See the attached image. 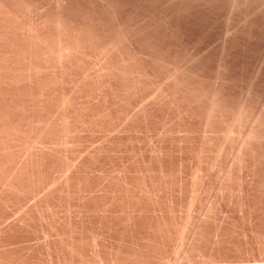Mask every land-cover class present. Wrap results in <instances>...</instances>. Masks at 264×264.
Instances as JSON below:
<instances>
[{
	"label": "rangeland",
	"instance_id": "rangeland-1",
	"mask_svg": "<svg viewBox=\"0 0 264 264\" xmlns=\"http://www.w3.org/2000/svg\"><path fill=\"white\" fill-rule=\"evenodd\" d=\"M20 1H2V4L6 5L5 7L10 8L8 10L15 13L12 15L13 17L15 15L13 19H16V21L14 20L17 24L16 32H23V34L26 30L30 32L28 30L30 27L34 26L35 28L37 24L36 28H39V24L42 31L44 30V38L47 42V37L51 40L54 38V30H50L54 28L52 21L55 19L54 25H57L55 24L56 18L64 16L65 18L60 19L64 20L67 26L70 21L73 24L70 23L69 26L76 24L74 26L78 25L79 27L83 24L84 27L87 24L83 30L79 28L85 32V36H81L84 38L89 36V38L85 42V39L83 40V37L80 36L82 43H86L85 49H87L83 58L84 55L79 54L78 51L76 57L75 52L74 56L72 55L76 59L70 57L69 62L66 60L67 63L62 60L58 62L56 54L52 56V59L54 58L59 65L54 60V63L52 62L54 67L48 68L47 72L49 71V76L53 73L52 77L56 79L54 81L59 86L53 84L51 76L52 80L48 81L47 72L44 69L43 74L46 73L45 79L48 80H45L44 77H38L40 78L38 79L36 76H41L43 71L39 72L36 67L35 70L22 66L26 65V60H22V65L21 62L17 64L24 68L25 74L33 69L30 72L37 79L36 82H31L35 78L31 79L32 75L29 76L30 73H28V81L27 79L26 82L23 81L26 77H20L23 78L21 81L25 84H22L19 78H14V80L12 78L14 83H8H12V87L11 85L7 86V83L6 87L4 84L0 86L3 94L1 95L0 92V113L7 110L9 105V112H4L6 115L8 114V117L5 114V118L3 115V119L0 117L2 119L0 127L4 128L0 134L4 136H0V147H2V150L0 148V165L2 166H0V264H193V262L194 264H257L256 262L264 264V172H261L264 171V164L259 169L260 177L255 178L252 182L254 184L246 182L240 175L230 174L233 159L241 144L243 145L249 139H251L249 141H253L248 133H251L250 130L252 131L254 128L256 116H261L264 119V114H262L264 113L262 110L264 108V75H262L264 74V64L262 65L264 62V13L262 14L255 5L256 2L251 4L253 8L256 6L254 9L252 7L247 10L241 8L242 11H239L237 8V12H234V9L232 12L229 10L228 1H222V4L219 3L214 8L219 12L213 11V9L205 12L193 11L189 15H182V17L176 15L171 18L161 12H156V15L151 14L152 16L150 13L147 15V12L153 7L155 8V3L151 4L145 0H143L144 2L142 0H57L58 2L45 0L46 3L44 0H41L42 2L26 0V3L24 0ZM112 2L114 6L119 4V7H115L118 8L116 9L118 13L114 12L113 14L112 10H115L112 9ZM22 4H25L26 8ZM224 4H227V7ZM160 5L157 4L153 10L164 9L165 5ZM57 6L59 7L57 8ZM138 6L140 7L138 8ZM11 7L13 8L11 9ZM132 7L135 10L130 11ZM224 7L226 8L224 9ZM30 8L34 11H30ZM248 9L251 10L250 13H247ZM256 10L257 14L254 15ZM136 11L139 14L144 13L143 18L141 15L137 16L139 14H136ZM244 12L251 14V17L246 14L244 18ZM76 13H79V16ZM241 13L242 15H240ZM31 14H33V20ZM40 16H42L41 19H39ZM91 17L93 18L91 19ZM248 17L256 22L246 19ZM145 20L147 21L145 22ZM7 21H5L6 24L14 23H12L13 20L10 22V19ZM233 21L236 25L233 24ZM49 22L52 27L49 26ZM228 22H230L229 25ZM258 22L259 25L261 22L263 25L259 26ZM91 23L95 32L92 30ZM243 23H246L245 27ZM43 24L45 28H43ZM108 24L109 26H107ZM127 24L126 31H128L126 33L129 36L127 45L124 44L125 47L122 45L120 47L118 46L119 42H117L118 47L112 45L111 42L115 44V40L119 41V35H122L120 30L117 32L118 29L121 28L122 31L127 27ZM136 25H139L138 29H134ZM234 25L240 26V28L237 27L236 30ZM253 25L258 26L257 29ZM152 27L154 28L152 29ZM250 27L253 28L250 29ZM13 29L15 30V28ZM84 29L88 32L87 37ZM129 29L133 31L131 32ZM67 32L70 33L69 30H66L64 37L71 42L76 35ZM91 32H94L93 35ZM100 32L104 36L102 39V41L105 40L104 46L103 43H100L102 37H99L100 40L97 38L101 36ZM49 34H53V38L48 36ZM177 36L178 38H176ZM250 36L252 37L249 38ZM3 37L0 34L2 40L5 39ZM108 37L111 42H108ZM92 38L98 39L99 42ZM89 39L94 46L88 43ZM52 41L50 45H53ZM94 41L103 47H99V49V44L97 43L98 46H95ZM0 42L4 43V41ZM48 42L46 45L49 44ZM109 43L112 45L110 46L111 51L114 49L112 52L108 49L110 48ZM161 44H165L164 47ZM113 46L115 47L113 48ZM52 47L49 46V48ZM106 47H108V51L105 52L107 54V56L105 54L107 57L105 60L98 54L102 52L101 49L105 51ZM222 47L225 48L222 49ZM235 47L236 49H234ZM193 48H196L195 51ZM78 54L81 55L79 61L77 60ZM255 54L258 56L256 57ZM120 55L123 57L126 55V57L123 58ZM224 61L226 62L224 63ZM55 62L58 67L55 66ZM60 62H65L64 68ZM135 65L136 68H133ZM51 68L52 70H50ZM58 69H62V71ZM125 69H128L129 73ZM258 70L261 72L258 73ZM50 71H52L51 74H49ZM179 71L180 73H178ZM54 73L58 75L54 76ZM142 74L143 76H141ZM138 75L140 76L137 77ZM184 77L186 78L184 79ZM42 78L44 85L43 80L41 81ZM15 79L20 82L18 83ZM29 81L32 86L36 84L33 86L35 90L41 86L43 88L39 87V89H44V91L47 81L48 84L53 82L48 85L51 89L46 87L48 90L46 97L49 99L52 95L50 97L52 99L48 100L45 97L48 100L46 103V100L43 99L46 94L39 96V92L38 96L41 98L35 99L33 102L36 103L40 99L45 101H40L43 104L37 102V105L41 104V107H37L31 102L25 108L27 111H23V108L14 110L9 99L16 95L18 96L15 98L29 93L30 91L28 92V88H26L31 86L27 83ZM41 82L43 86L40 85ZM253 82L256 84H252ZM20 83L26 90H21ZM249 84L253 86L251 85L250 88ZM16 85H19L20 88ZM216 85L218 87H215ZM7 88L8 90H6ZM20 92L22 93L19 96ZM64 94L70 96L71 104L68 112L71 118H74L70 123V129L68 128L66 132L57 123L54 116L60 109L59 100L62 96L64 97ZM218 95L220 97H217ZM212 99L217 102L222 100L221 104L224 110L226 109L224 114H221L222 116L219 114L218 116L216 113L213 116V112L209 110L211 109L209 102L212 104ZM244 99H247V102L243 101ZM10 108L13 109L10 110ZM12 111L16 113L14 114ZM26 113L29 115L27 114V116ZM33 113L35 115L32 116ZM38 116L43 119L47 117L49 119L47 121L53 123L40 132L38 122L32 119H36ZM50 118L52 119L50 120ZM53 118L56 120L54 121ZM76 119L80 123H77ZM6 122L9 124L7 125ZM259 127H261L262 138L256 136L254 139L258 140V144L261 143L264 146V136L262 135L264 126ZM16 128L21 129L18 131ZM42 133L45 135L43 136ZM39 135L43 140L36 142L34 139ZM261 144L257 145L258 148L255 149L256 155L250 151V159L256 157V160L260 158L261 161H264V155H262L264 147ZM15 145L16 147H14ZM33 145L35 146L33 147ZM2 152L5 154L3 153V155ZM18 153L21 154L18 155ZM16 168L21 169H17L15 172ZM14 172L16 179L12 177ZM10 178L12 181H7ZM244 182L250 183L249 186ZM248 189L250 190L247 191ZM244 192H247L248 195L243 194ZM240 193L243 196L246 195V198L241 197ZM244 201H247L246 204Z\"/></svg>",
	"mask_w": 264,
	"mask_h": 264
},
{
	"label": "bare ground",
	"instance_id": "bare-ground-1",
	"mask_svg": "<svg viewBox=\"0 0 264 264\" xmlns=\"http://www.w3.org/2000/svg\"><path fill=\"white\" fill-rule=\"evenodd\" d=\"M2 1H4V0H0V34H2L4 37L3 38H5V39H3L2 40V38H0V41H4V43L3 42H0V46H1V44H3L2 46H1V48H0V86L1 85H3L4 84V87H6L5 85H6V83H7V86L8 85H11V84H8L9 82H13V80H14V78H19V80L21 81L23 78H20V77H26L25 78V80L23 79V81H25L26 82V79H27V81H28V75L30 76V75H32L31 74V70H33V69H35V67H36V69H38L39 70V72H41V71H43V72H41V76H36L37 78L38 77H44V79H45V74H43L44 73V70H45V72H47V70H48V68H50V67H54L53 65V63H54V58L52 59V56L54 55V54H56V59L58 60V62H59V60L61 61L62 60V62L63 61H65L66 62V60H68V62H69V60L71 59V58H74V57H72V55L74 56V52H75V57L77 56V54L76 53H78V52H80L79 54H81V55H84V56H82V58L83 57H85V53H87V52H85L87 49H85L86 48V43L84 44V42L82 43V38H80V36L81 35H84V33L85 32H83L82 30H83V28L87 25H85L84 27H83V24H82V26H79L78 27V25H77V27H75L76 26V24H74L73 26L71 25V26H69L70 25V23H72L73 24V22H71L70 21V23H69V27L65 24V21L64 20H62V19H60V18H63L64 16H60V18H58L57 17V15H60V14H58V13H56L57 15H56V23L55 24H57V25H54V21H55V19H54V21H52V25H53V27L54 28H52V29H50V27H49V29L50 30H54V35L53 34H49L48 36H51L52 37V35H53V41L49 38V37H47V39L49 40L50 39V43L48 42V40H47V42L49 43L48 45L50 46V47H52V48H49V46L48 45H46L47 44V42L45 41L46 39L44 38L45 36H44V30L42 31V29L40 28V25L38 24V26H39V28H36L37 26V24L35 25V28H34V26H32V27H30L28 30H30V32L29 31H27L26 29V31H24V34H23V32L22 33H18V31L16 32V30H17V24H16V19H13V18H15V15H14V17H13V13L10 11V10H8V8L9 7H5L6 5H4V4H2ZM14 1H16L17 2V0H14ZM34 1V0H33ZM37 1V0H36ZM39 1H41V0H39ZM63 1V0H62ZM71 1V0H70ZM90 1V0H89ZM101 1V0H100ZM119 1V0H118ZM118 1H116V2H118ZM121 1V0H120ZM127 1V0H126ZM136 1V0H135ZM143 1V0H142ZM150 2L151 4H153V3H155L154 5H155V8L157 7L156 5L158 4V6L161 4V5H165L164 6V9H162L161 8V10H153V8L151 7V4H150V7L152 8V10H150L149 12H147V13H145V14H147V15H149V13H150V15L151 14H154V15H156L155 13L156 12H161V13H164V14H166V16H170L171 18L173 17V16H176V15H178V16H181L182 17V15H189V13H191V12H193V11H196V12H198V11H208V10H212L213 9V11H216L214 8L219 4V3H221L222 4V1H228V6L230 7L229 8V10H233L234 9V12H237L238 11V9H239V11H242L241 10V8L242 9H246L247 10V8H249L250 9V7H252V5L256 2V4L255 5H257V7L260 9V11L262 12V14L264 13V0H145V2ZM5 2H6V0H5ZM9 2V1H8ZM15 2V3H16ZM20 2H22V0L20 1ZM24 2L26 3V0H24ZM31 2V1H30ZM42 2V1H41ZM41 2H39V3H41ZM44 2L46 3V1L44 0ZM49 2V1H48ZM56 2H58L57 0H56ZM106 2V1H105ZM109 2V1H108ZM140 2V1H139ZM144 2V1H143ZM18 3H19V1H18ZM61 3V2H60ZM59 3V4H60ZM64 3H65V1H64ZM87 3H89V2H87ZM103 3V2H102ZM137 3V2H136ZM157 3V4H156ZM227 3V2H226ZM253 3V4H252ZM7 4V3H6ZM14 4V3H13ZM67 4V3H66ZM70 4H72V3H70ZM83 4V3H82ZM108 4V3H107ZM112 5H113V2L111 3ZM145 4V3H144ZM149 4V3H148ZM252 4V5H251ZM22 5H24L25 6V4H22ZM64 5V4H63ZM62 5V6H63ZM119 5V4H118ZM118 5H116L117 7H119ZM123 5V4H122ZM126 5V4H125ZM136 5V4H135ZM140 5V4H139ZM160 5V6H161ZM225 5V4H224ZM227 5V4H226ZM225 5V6H226ZM254 5V6H255ZM10 6V5H9ZM35 6V5H34ZM39 6V5H38ZM67 6V5H66ZM79 6V5H78ZM101 6V5H100ZM108 6V5H107ZM110 6V5H109ZM114 6V5H113ZM112 6V9L114 8V10L115 11H113L112 9V12H113V14H114V12L115 13H118L117 11H116V9H118V8H115L116 6H114L113 7ZM144 6V5H143ZM167 6V7H166ZM16 7V6H15ZM29 7H30V5H29ZM28 6H27V8H29ZM49 7V6H48ZM59 6H57V8H58ZM68 7V6H67ZM140 6H138V8H139ZM147 7H148V5H147ZM166 7V8H165ZM227 7V6H226ZM226 7H224V9L226 8ZM256 7V6H255ZM254 7V8H255ZM13 7H11V9H12ZM19 8V7H18ZM25 8H26V6H25ZM35 8V7H34ZM37 8H39V7H37ZM42 8V7H41ZM62 8V7H61ZM64 8V7H63ZM86 8V7H85ZM154 8V9H155ZM238 8V9H237ZM253 8V7H252ZM253 8V9H254ZM10 9V8H9ZM31 9V8H30ZM64 9H66V8H64ZM69 9V8H68ZM71 9V8H70ZM78 9V8H77ZM83 9V8H82ZM94 9V8H93ZM98 9V8H97ZM96 9V10H97ZM105 9V8H104ZM108 9V8H107ZM128 9V8H127ZM133 9V7L130 9V11ZM137 9V8H136ZM143 9L145 10V7H143ZM160 9V8H159ZM219 9V8H218ZM236 9V10H235ZM248 9V11H247V13L249 12V11H251V10H249ZM252 9V10H253ZM16 10H17V8H16ZM27 10H29V9H27ZM27 10H26V12H27ZM36 10V9H35ZM58 10V9H57ZM61 10V9H60ZM86 10V9H85ZM129 10V9H128ZM133 10H135V9H133ZM220 10V9H219ZM228 10V11H229ZM258 10V9H257ZM257 10L256 11H254V12H256V13H254V15L255 14H257ZM13 11H15V10H13ZM30 11H34V10H30ZM30 11H28V12H30ZM47 11V10H46ZM104 11V10H103ZM108 11V10H107ZM121 11V10H120ZM124 11H126V10H124ZM139 11V10H138ZM146 11H148V10H146ZM218 11V10H217ZM230 11V13H232ZM245 11V10H244ZM259 11V10H258ZM259 11V12H260ZM20 12V11H19ZM42 12H44L43 10H42ZM88 12V11H87ZM90 12V11H89ZM106 12V11H105ZM123 12V11H122ZM121 12V13H122ZM134 12V11H133ZM139 12H141V11H139ZM139 12H137L136 11V14H139ZM219 12V11H218ZM246 12V11H245ZM245 12H244V18L246 17V14H245ZM258 12V13H259ZM22 13V12H21ZM73 13H74V11H73ZM73 13H72V15H73ZM93 13V12H92ZM128 13V12H127ZM209 13V12H208ZM214 13V12H213ZM216 13V12H215ZM223 13V12H222ZM240 13V12H239ZM243 13V12H242ZM242 13L240 14V15H242ZM250 13V12H249ZM15 14V13H14ZM52 14V13H51ZM54 14V13H53ZM70 14V13H69ZM77 14V13H76ZM79 14V13H78ZM77 14V16H79ZM83 14V13H82ZM94 14V13H93ZM107 14H109L108 12H107ZM130 14H132V12H130ZM163 14V15H164ZM180 14V15H179ZM199 14H201V13H199ZM207 14V13H206ZM210 14V13H209ZM221 14V13H220ZM228 14V13H227ZM235 14V13H234ZM33 14H31V16H32ZM40 15H41V13H40ZM92 15V14H91ZM103 15V14H102ZM106 15V14H105ZM112 15V14H111ZM118 15V14H117ZM124 15H125V12H124ZM126 15H128V14H126ZM141 15V17H142V15H144V13L143 14H139V15H137V16H140ZM146 15V16H147ZM213 15V14H212ZM230 15V17H232L231 16V14H229ZM247 15H249V14H247ZM251 15V14H250ZM249 15V16H250ZM253 15V16H254ZM16 16H17V14H16ZM20 16V15H19ZM116 16V15H115ZM152 16V15H151ZM150 16V17H151ZM165 16V17H166ZM177 16V17H178ZM217 16V15H216ZM242 16V17H243ZM252 16V18H254ZM12 17V18H11ZM41 17L42 16H40V18L39 19H41ZM47 17V16H46ZM53 17V16H52ZM90 17V16H89ZM94 17V16H93ZM93 17H91V19L93 18ZM109 18H110V16H108ZM107 17V18H108ZM113 17V16H112ZM117 17V16H116ZM159 17H160V15H159ZM161 17H163V16H161ZM177 17H176V19H177ZM190 17H191V15H190ZM208 17V16H207ZM219 17V16H218ZM228 17V16H227ZM229 17V18H230ZM251 17V16H250ZM260 17V16H259ZM55 18V17H54ZM65 18V17H64ZM71 18V17H70ZM77 18V17H76ZM118 18V17H117ZM116 18V19H117ZM128 18V17H127ZM132 18V17H131ZM130 18V19H131ZM143 18V17H142ZM200 18V17H199ZM198 18V19H199ZM229 18H228V21H230L229 20ZM236 18V17H235ZM241 18V17H240ZM257 18V17H256ZM262 18H263V16H262ZM7 19L9 20L10 19V22L12 21V25L14 26L15 24V27H12V25H10V24H6V22H8L7 21ZM59 19V20H58ZM90 19V18H89ZM100 20H101V18H99ZM111 19V18H110ZM137 19V18H136ZM141 19V18H140ZM151 19V18H150ZM169 19V18H168ZM194 19V18H193ZM202 19V18H201ZM205 19V18H204ZM234 19V18H233ZM237 19V18H236ZM239 19V18H238ZM246 19H250L249 17L248 18H246ZM3 20V22H1ZM15 20V21H14ZM32 20H33V16H32ZM34 20H35V18H34ZM44 20H45V18H44ZM58 20V21H57ZM84 20V19H83ZM99 20V21H100ZM111 20H113V18L111 19ZM156 20V19H155ZM172 20V19H171ZM179 20V19H178ZM177 20V21H178ZM251 20H253V21H255L256 22V20H254V19H250V21ZM6 21V22H5ZM43 21V20H42ZM89 21V20H88ZM87 21V22H88ZM117 21V20H116ZM133 21V20H132ZM137 21V20H136ZM147 20H145V22H146ZM170 21V20H169ZM187 21V20H186ZM190 21V20H189ZM231 21H232V19H231ZM244 21H245V19H244ZM250 21H249V23H250ZM9 22V23H10ZM33 22V21H32ZM85 22V21H84ZM148 22H149V18H148ZM151 22V21H150ZM159 22V21H158ZM263 22H264V20H263ZM46 23H47V21H46ZM51 22H49V24H50ZM67 23V22H66ZM100 23V22H99ZM114 23V22H113ZM117 24H118V22H116ZM115 23V24H116ZM143 23V22H142ZM165 23H167V22H165ZM178 23V22H177ZM180 23V22H179ZM186 23V22H185ZM198 23V22H197ZM201 23V22H200ZM206 23V22H205ZM229 23L230 22H228V25H229ZM235 22L233 21V24H234ZM238 23V22H237ZM252 23V22H251ZM254 23V22H253ZM48 24V25H49ZM68 24V23H67ZM79 24H81V23H79ZM103 24V23H102ZM204 24V23H203ZM208 24V23H207ZM219 24V23H218ZM245 24L246 23H243V25H244V27H245ZM258 25H259V22L257 23ZM256 24V25H257ZM261 24H262V22H261ZM260 24V25H261ZM44 25V24H43ZM43 25H41L42 27H43ZM52 25L50 24L49 26H51L52 27ZM131 25V24H130ZM133 25H135L134 24V22H133ZM140 25H142V24H140ZM144 25V24H143ZM142 25V26H143ZM158 25V24H157ZM157 25H156V27H157ZM173 25V24H172ZM180 25V24H179ZM189 25V24H188ZM227 25V26H228ZM235 25H236V23H235ZM234 25V26H235ZM247 25H248V23H247ZM250 25H252V24H250ZM249 25V26H250ZM259 25V26H260ZM263 25V24H262ZM29 26V25H28ZM91 26L93 27V25H92V23H91ZM90 26V28H92ZM95 26V25H94ZM107 26H109V24L107 25ZM122 26H123V24H122ZM125 26V25H124ZM137 26H139V25H136V27H134V29L135 28H137ZM141 26V27H142ZM164 26V25H163ZM171 26V25H170ZM181 26V25H180ZM195 26V25H194ZM214 26V25H213ZM216 26V25H215ZM232 26V25H231ZM240 26H242L241 24H240ZM240 26H237L238 28H240ZM249 26H248V28H249ZM253 26H255V25H253ZM106 27V26H105ZM116 27V26H115ZM120 27V26H119ZM161 27V26H160ZM182 27H184V26H182ZM216 27H218V25L216 26ZM230 27V26H229ZM236 27V26H235ZM237 27L235 28L236 30H237ZM258 27V26H257ZM257 27L255 26V28L257 29ZM263 27H264V25H263ZM13 28H15V30L13 29ZM31 28L33 29L32 31H31ZM43 28H45V25H44V27ZM47 28V27H46ZM88 28H89V26H88ZM87 28V29H88ZM108 28V27H107ZM106 28V29H107ZM128 28V24H127V27H125V28H123L122 29V31H121V28H119L118 29V31L117 32H119V30H120V32H122V35L120 34L119 35V38L120 39H118L119 41H116L115 40V44H113L110 40H109V38L111 37H108L107 39H108V42L110 41L111 42V44L112 45H115V46H117V42H119L118 44V46H120L121 47V45H122V47H125L124 46V44H126L127 43V39H128V35H127V31H126V29ZM139 28V27H138ZM137 28V29H138ZM154 27H152V29H153ZM167 28V27H166ZM226 28V27H225ZM253 27H250V29H252ZM22 29V28H21ZM147 29V28H146ZM168 29V28H167ZM200 29V28H199ZM212 29V28H211ZM227 29H229V28H227ZM227 29H226V32H227ZM263 29V28H262ZM49 30V31H50ZM66 30H69V32L70 33H68V34H74V36L76 35V37L75 38H73L72 40H71V42L68 40H66V38L64 37V33L66 32ZM90 30V29H89ZM94 32H95V30H94V27H93V29H92ZM91 30V31H92ZM117 30V29H116ZM129 30H131V29H129ZM186 30V29H185ZM193 30V29H192ZM255 30V29H254ZM261 30V29H260ZM47 31V30H46ZM84 31H86V37L88 36L87 34H88V32H87V30L86 29H84ZM97 31H98V29H97ZM103 31V30H102ZM133 30H131V32H132ZM150 31V30H149ZM166 31V30H165ZM202 31H204V30H202ZM212 31H214V30H212ZM212 31H211V33H212ZM216 31V30H215ZM218 31V30H217ZM221 31V30H220ZM233 31V30H232ZM243 31H244V29H243ZM246 31V30H245ZM251 31V30H250ZM249 31V32H250ZM256 31H258V30H256ZM25 32H26V34H25ZM94 32H91L92 34L91 35H93V33ZM116 32V33H117ZM130 32V31H129ZM148 32V31H147ZM169 32H170V30H169ZM177 33H178V31H176ZM196 32V31H195ZM260 32V31H259ZM28 33H29V35H28ZM109 33V32H108ZM214 33V32H213ZM234 33L236 34V32L234 31ZM239 33V32H238ZM237 33V34H238ZM241 33V32H240ZM253 33H255V32H253ZM22 34V36H19V35H21ZM89 34H90V31H89ZM114 34V33H113ZM129 34V33H128ZM136 34V33H135ZM146 34V33H145ZM201 34V33H200ZM203 34H205V33H203ZM207 34V33H206ZM230 34H231V32H230ZM234 34V35H235ZM246 34H248V33H246ZM245 34V35H246ZM45 35H47V34H45ZM66 35V34H65ZM100 35H101V32H100ZM105 35V34H104ZM107 35V34H106ZM109 35H110V33H109ZM139 35V34H138ZM171 35H173V34H171ZM175 35H177V34H175ZM193 35H195V34H193ZM192 35V36H193ZM240 36H242V34H239ZM238 35V36H239ZM252 35V34H251ZM257 35V34H256ZM259 35V34H258ZM70 36H73V35H70ZM69 36V37H70ZM85 36V35H84ZM98 36V33L96 34V37ZM131 36V35H130ZM141 36H144V35H141ZM153 36V35H152ZM160 36V35H159ZM167 36V35H166ZM204 36V35H203ZM226 36H228V35H226ZM236 36V35H235ZM253 36H254V34H253ZM25 37V38H24ZM81 37H83V36H81ZM94 37V36H93ZM99 37H102V38H100L101 39V41H102V39H104L103 37L104 36H98L97 38L99 39ZM106 37V36H105ZM118 37V36H117ZM116 37V38H117ZM137 37V36H136ZM136 37H134V38H136ZM154 37V36H153ZM172 37H174V36H172ZM212 37V36H211ZM229 37V36H228ZM232 37V36H231ZM252 36H250L249 38H251ZM77 38V39H76ZM88 38H89V36H88ZM88 38H84L83 37V40L85 39V42H86V40L88 39ZM96 38V39H97ZM115 38V39H116ZM132 38V37H131ZM167 38V37H166ZM176 38H178V36L176 37ZM208 38V37H207ZM224 38H226V37H224ZM235 38V37H234ZM245 36H244V40H245ZM68 39H70V38H68ZM75 39V40H74ZM79 39H81V40H79ZM92 39H94V38H92ZM92 39H91V41H92ZM98 39L97 40H95V41H98ZM99 39V40H100ZM112 40L114 39V38H111ZM147 39V38H146ZM160 39V38H159ZM203 39H204V37H203ZM213 39V38H212ZM73 40H74V42H73ZM134 40V39H133ZM132 40V41H133ZM144 40V39H143ZM149 40V39H148ZM166 40V39H165ZM171 40V39H170ZM178 40V39H177ZM195 40V39H194ZM199 40V39H198ZM249 40V39H248ZM251 40V39H250ZM51 41L52 42H54V43H52L53 45H50L51 44ZM95 41H94V43H95ZM158 41V40H157ZM160 41V40H159ZM172 41V40H171ZM215 41V40H214ZM220 41V40H219ZM224 41V40H223ZM236 41V40H235ZM46 42V43H45ZM93 42V41H92ZM99 42V41H98ZM97 42V43H98ZM151 42V41H150ZM179 42V41H178ZM190 42V41H189ZM199 42V41H198ZM210 42V41H209ZM233 42V41H232ZM240 42V41H239ZM246 42V41H245ZM248 42V41H247ZM253 42V41H252ZM88 43H90V39H89V42ZM95 43V46H98V44H99V46H98V48L99 47H103L104 46V43H105V40H103L102 42H100L102 45L100 46V43ZM106 43H107V41H106ZM138 43V42H137ZM165 43V42H164ZM187 43V42H186ZM218 43V42H217ZM225 43V41L223 42V44ZM228 43V42H227ZM240 43H242V42H240ZM254 43V42H253ZM85 45V47H84V45ZM91 44V43H90ZM93 44V43H92ZM91 44V45H92ZM97 44V45H96ZM108 44V43H107ZM110 43H109V47L110 46H112ZM136 44V43H135ZM174 44V43H173ZM197 44V43H196ZM195 44V45H196ZM200 44V43H199ZM232 44V43H231ZM127 45V44H126ZM132 45V44H131ZM162 46L163 45H165V44H161ZM168 45H169V43H168ZM187 45V44H186ZM216 45H218V44H216ZM226 45V44H225ZM225 45H223V46H225ZM228 45H229V43H228ZM234 45H236V44H234ZM47 46V47H46ZM92 46H94V45H92ZM106 46V45H105ZM115 46H113V48L115 47ZM117 46V47H118ZM143 46V45H142ZM158 46V45H157ZM174 46V45H173ZM194 46V45H193ZM197 46H199V45H197ZM215 46V45H214ZM213 46V47H214ZM247 46V45H246ZM116 47V49H118ZM132 47V46H131ZM131 47L129 48V50L131 49ZM145 47V46H144ZM152 47V46H151ZM164 47V46H163ZM163 47H162V49H163ZM239 47V46H238ZM94 48V47H93ZM96 48V47H95ZM108 47H106V48H104L105 49V51L103 50V49H101V51L102 52H100L99 50V56L100 57H102V58H105L106 56H107V54L105 53V52H107L108 51V49H109V51L110 52H112L111 51V47L110 48H108ZM142 48V47H141ZM153 48V47H152ZM184 48V47H183ZM198 48V47H197ZM200 48V47H199ZM212 48V47H211ZM211 48H209V49H211ZM223 48H225V47H222V49ZM100 49V48H99ZM107 49V50H106ZM121 49V48H120ZM132 49H134V48H132ZM194 49H196V48H193V50ZM231 49V48H230ZM234 49H236V47L234 48ZM89 50V49H88ZM128 50V51H129ZM152 50V49H151ZM187 50H188V48H187ZM215 50V49H214ZM78 51V52H77ZM116 51V50H115ZM125 51V50H124ZM145 51V50H144ZM162 51V50H161ZM195 51V50H194ZM201 51V50H200ZM209 51V50H208ZM207 51V52H208ZM217 51V50H216ZM230 51V50H229ZM247 51V50H246ZM91 52V51H90ZM121 52V51H120ZM192 52V51H191ZM206 52V51H205ZM204 52V53H205ZM211 52V51H210ZM218 52V51H217ZM222 52H223V54H224V51L222 50ZM232 52V51H231ZM146 53V52H145ZM151 53V52H150ZM159 53H160V51H159ZM180 53V52H179ZM213 53V52H212ZM258 53V52H257ZM79 54H78V58H77V60L79 61V58H80V56H79ZM105 54H106V56H105ZM111 54V53H110ZM123 55H124V53H122ZM138 54H140V53H138ZM148 54V53H147ZM166 54H168V53H166ZM196 54V53H195ZM206 54V53H205ZM204 54V55H205ZM222 54V53H221ZM228 54V53H227ZM95 55V54H94ZM109 55V54H108ZM114 55V54H113ZM187 55V54H186ZM209 55V54H208ZM250 55V54H249ZM253 55H254V53H253ZM256 55V54H255ZM87 56V55H86ZM96 56V55H95ZM110 56V55H109ZM121 57H123L122 55H120ZM131 56V55H130ZM136 56V55H135ZM144 56V55H143ZM165 56V55H164ZM202 56V55H201ZM225 56V55H224ZM231 56V55H230ZM258 55H256V57H257ZM71 57V58H70ZM97 57V56H96ZM100 57H98L100 60H102ZM114 57V56H113ZM125 57H126V55H125ZM125 57H123V58H125ZM160 57V56H159ZM204 57V56H203ZM229 57V56H228ZM82 58H81V60H82ZM87 59H88V57H86ZM107 58V57H106ZM106 58H105V60H106ZM117 58V57H116ZM131 58V57H130ZM137 58V57H136ZM139 58V57H138ZM162 58V57H161ZM164 58V57H163ZM189 58V57H188ZM198 59H200L199 57H197ZM208 58V57H207ZM264 58V57H263ZM76 58H74V60H75ZM99 59H97V61H99ZM122 59V58H121ZM121 59H120V61H121ZM134 59H135V57H134ZM140 59V58H139ZM143 59V58H142ZM160 59V58H159ZM180 59V58H179ZM187 59V58H186ZM186 59H185V63L187 62L186 61ZM221 59V58H220ZM219 59V60H220ZM224 59V58H223ZM230 59V58H229ZM261 59V58H260ZM22 60H26L25 62H27L26 63V65H22ZM53 60V61H52ZM80 60V61H81ZM105 60H103V61H105ZM118 60V59H117ZM182 60V59H181ZM190 60V59H189ZM188 60V61H189ZM209 60V59H208ZM218 60V59H217ZM227 60V59H226ZM251 60V59H250ZM23 61V62H24ZM56 61V60H55ZM112 62H113V60H111ZM123 61V60H122ZM135 61H136V59H135ZM140 61V60H139ZM156 61V60H155ZM158 61V60H157ZM167 61V60H166ZM193 61V60H192ZM195 61V60H194ZM199 61V60H198ZM252 61V60H251ZM19 62H21V65L22 66H26V67H29V68H33V69H31V70H29V72L28 73H30V74H28V73H26L25 74V71H24V68L22 67V66H20V64L18 65L17 63H19ZM53 62V63H52ZM57 62V61H56ZM56 62H55V66H57L58 67V65H59V63H58V65L56 64ZM62 62H60V64L62 63ZM64 62V63H65ZM74 62V61H73ZM77 62V61H76ZM100 62V61H99ZM109 62V61H108ZM108 62H106V64L108 65ZM159 62V61H158ZM175 62V61H174ZM178 62H179V60H178ZM208 62V61H207ZM226 61H224V63H225ZM64 63H62L61 65L63 66V68H64V66H65V64ZM67 63V62H66ZM102 63H104V62H102ZM111 63V62H110ZM115 63V62H114ZM124 63V62H123ZM135 63V62H134ZM140 63V62H139ZM163 63V62H162ZM192 63V62H191ZM196 63V62H195ZM210 63V62H209ZM219 63H221V62H219ZM262 63V62H261ZM24 64V63H23ZM53 64V65H52ZM64 64V65H63ZM78 64H80V63H78ZM77 64V65H78ZM124 64H126V62L124 63ZM137 64V63H136ZM160 64V63H159ZM174 64H176V63H174ZM180 64V63H179ZM250 64V63H249ZM248 64V65H249ZM264 64V62L262 63V65ZM74 65V64H73ZM76 65V66H77ZM81 65V64H80ZM79 65V66H80ZM113 65V64H112ZM117 65V64H116ZM120 65V64H119ZM130 65H131V63H130ZM157 65V64H156ZM163 65V64H162ZM168 65V64H167ZM182 65V64H181ZM183 65H184V62H183ZM207 65V64H206ZM225 65V64H224ZM230 65V64H229ZM67 66V65H66ZM196 66V65H195ZM199 66V65H198ZM264 66V65H263ZM84 67V66H83ZM108 67V66H107ZM126 67V66H125ZM124 67V68H125ZM140 67V66H139ZM138 67V68H139ZM161 67V66H160ZM187 67V66H186ZM186 67H183V68H186ZM191 67V66H190ZM209 67V66H208ZM22 68H23V71H24V74L22 73L23 71H22ZM94 68V67H93ZM105 68V67H104ZM111 68H113V67H111ZM116 68V67H115ZM123 68V67H122ZM129 68V67H128ZM133 68H136V65H135V67H133ZM163 68V67H162ZM178 68H179V66H178ZM28 69V68H27ZM27 69H25V70H27ZM35 69V70H36ZM40 69H42V70H40ZM44 69V70H43ZM59 69H60V67H59ZM58 69V70H59ZM66 69V68H65ZM72 69H73V67H72ZM103 69V68H102ZM140 69V68H139ZM146 69V68H145ZM156 69V68H155ZM167 69V68H166ZM172 69V68H171ZM206 69V68H205ZM256 69V68H255ZM37 70V71H38ZM50 70H52V68L50 69ZM80 70H82V69H80ZM125 70H127L128 71V69H125ZM124 70V71H125ZM131 70V69H130ZM193 70V69H192ZM239 70V69H238ZM262 70V69H261ZM264 70V69H263ZM36 71V72H37ZM59 71H62V69L61 70H59ZM105 71V70H104ZM116 72H117V70H115ZM153 71V70H152ZM160 71V70H159ZM164 71V70H163ZM183 71V70H182ZM248 71H249V69H248ZM27 72V71H26ZM49 72V71H48ZM48 72H47V78L49 79H45V80H48V81H50V80H52V81H54V80H56L55 78H53L52 77V71H50V73L49 74H51L50 76L52 77V79H51V77L48 75ZM55 72V71H54ZM64 72V71H63ZM67 72V71H66ZM107 72V71H106ZM109 72V71H108ZM111 72V71H110ZM114 72V71H113ZM122 72V71H121ZM175 72V71H174ZM173 72V73H174ZM255 72V71H254ZM259 72H261V71H259L258 70V73ZM34 73V72H33ZM38 73V72H37ZM65 73V72H64ZM118 73H120V72H118ZM128 73H129V71H128ZM161 73V72H160ZM171 73V72H170ZM178 73H180V71L178 72ZM177 73V74H178ZM184 73V72H183ZM220 73H221V71H220ZM220 73H219V75H220ZM235 73V72H234ZM28 74V75H27ZM44 76H43V75ZM57 74V73H56ZM55 73H54V76L56 75ZM105 74H107V73H105ZM124 74V73H123ZM126 74V73H125ZM138 74V73H137ZM158 74V73H157ZM172 74V73H171ZM177 74H176V76H177ZM182 74V73H181ZM23 75H27V76H23ZM35 75V74H34ZM58 75V74H57ZM63 75V74H62ZM130 75V74H129ZM128 75V76H129ZM132 75V74H131ZM135 75V74H134ZM247 75H248V73H247ZM253 75V74H252ZM256 75V74H255ZM262 75H264V74H262ZM50 78H49V77ZM105 76V75H104ZM103 76V77H104ZM108 76V75H107ZM123 76V75H122ZM127 76V75H126ZM136 76V75H135ZM140 75H138L137 77H139ZM141 76H143V74L141 75ZM179 76V75H178ZM182 76V75H181ZM185 76H187V75H185ZM189 76V75H188ZM195 76V75H194ZM218 76V75H217ZM216 76V77H217ZM242 76V75H241ZM31 77V79H32V77H34L33 75L32 76H30ZM30 77H29V79H30ZM62 77V76H61ZM74 77V76H73ZM121 77V76H120ZM124 77V76H123ZM174 77H175V75H174ZM222 77H223V75H222ZM258 78V76H255V78ZM263 77V76H262ZM13 78V80H11ZM35 78V77H34ZM122 78V77H121ZM129 78H131V77H129ZM132 78H134L133 76H132ZM142 78V77H141ZM157 78V77H156ZM186 77H184V79H185ZM194 78V77H193ZM220 78H221V76H220ZM219 78V79H220ZM225 78V77H224ZM38 79H40V78H38ZM44 79L42 78L41 79V81L43 80V85H44ZM63 79V78H62ZM160 79H162V78H160ZM169 79H170V77H169ZM176 79V78H175ZM174 79V80H175ZM179 79V78H178ZM191 79V78H190ZM197 79V78H196ZM217 79V78H216ZM11 80V81H10ZM35 80V81H34ZM36 78L35 79H33V81L31 80V82L32 83H34V82H36ZM172 80V79H171ZM264 80V79H263ZM15 81H18V79L16 80L15 79ZM20 81H18V83L20 82ZM23 81H21L22 82V84H25V82H23ZM48 81H47V84H45V86L46 87H48V88H50V86H48V85H50V83L51 82H49V84H48ZM112 81V80H111ZM135 81V80H134ZM176 81V80H175ZM184 81V80H183ZM182 81V82H183ZM207 81H209V80H207ZM226 81V80H225ZM251 81V80H250ZM253 81H254V79H253ZM39 82V81H38ZM37 82V83H38ZM60 82L62 83V81L60 80ZM140 82V81H139ZM169 82V81H168ZM186 82V81H185ZM184 82V83H185ZM236 82V81H235ZM14 83V82H13ZM27 83H29V85H31L32 86V83H30V81L29 82H27ZM46 83V82H45ZM53 83V82H52ZM51 83V84H52ZM112 83V82H111ZM176 83V82H175ZM174 83V84H175ZM193 83V82H192ZM222 83V82H221ZM15 84H16V82H15ZM53 84H55V86H57L58 85V83L56 84V81H54V83ZM165 84V83H164ZM231 84V83H230ZM252 84H256V83H252ZM251 84V85H252ZM19 85H21V83L19 84ZM19 85H16L17 87H19L20 88V86ZM36 84H33V86H35ZM40 85H42V82H41V84ZM42 85V86H43ZM109 85V84H108ZM107 85V86H108ZM218 85V84H217ZM215 86V87H218V86ZM225 85V84H224ZM245 85V84H244ZM250 85V84H249ZM251 85H250V88H251ZM262 85V84H261ZM13 85H11V87H12ZM24 86V85H23ZM23 86L21 85V90L22 89H24V90H26L25 88H23ZM26 86H28V85H26ZM25 86V87H26ZM30 86V87H31ZM32 86V88L34 89V87ZM39 86V85H38ZM44 86V87H45ZM51 86H53V85H51ZM59 86V85H58ZM163 86H165V85H163ZM187 86V85H186ZM253 86V85H252ZM10 87V88H11ZM15 87V86H14ZM30 87H26V88H28L27 90H28V92L29 93H26V94H22V96L21 97H17V98H15L16 96H18V95H16L15 97L13 96V95H11V96H13V98L14 99H16V100H14L12 97V99H9V103H10V105L12 104V107H14V110H17V109H19V108H23V111H27V109H25L31 102L32 103H34V104H36L37 105V102H39V103H41V102H45V101H41V99H40V101H37L36 103L35 102H33V101H35V99H39V98H41V97H39V96H41L40 94H46L44 97H43V95H42V97H43V99H45V97L47 96V93H46V91L48 92V90H47V88L45 87V91H44V89L42 90V89H39V87H41V86H39L38 87V90H33L32 88V90L30 89ZM76 87V86H75ZM139 87V86H138ZM161 87V86H160ZM190 87H191V85H190ZM189 87V88H190ZM202 87V86H201ZM211 87V86H210ZM214 87V88H215ZM219 87H221V86H219ZM249 87V86H248ZM41 88H43V87H41ZM196 88V87H195ZM224 88V87H223ZM36 89H37V87H36ZM51 89V88H50ZM77 89V88H76ZM140 89V88H139ZM160 89V88H159ZM171 89V88H170ZM220 89V88H219ZM6 90H8V88L6 89ZM108 90H110V89H108ZM209 90V89H208ZM216 90V89H215ZM215 90H213L214 92H215ZM250 90V89H249ZM2 91H4V90H2ZM18 91V90H17ZM43 91H44V93H43ZM176 91V90H175ZM210 91V90H209ZM0 92H1V90H0ZM9 92H10V90H9ZM23 92V91H22ZM22 92H20V94H19V96L21 95V93ZM27 92V91H26ZM40 92V93H39ZM54 92V91H53ZM65 92V91H64ZM187 92V91H186ZM204 92V91H203ZM248 92H250V91H248ZM264 92V91H263ZM4 93H5V91H4ZM25 93V92H24ZM38 93H39V96H38ZM192 93V92H191ZM217 93H221V92H217ZM17 94V93H16ZM74 94V93H73ZM180 94V93H179ZM183 94V93H182ZM201 94V93H200ZM224 94V93H223ZM1 95H3L2 94V92H1ZM7 95V94H6ZM49 96H50V94H48ZM63 95V94H62ZM72 95V94H71ZM204 95H205V92H204ZM214 95V94H213ZM248 95H249V93H248ZM37 96H38V98H37ZM52 96V95H51ZM50 96V97H51ZM221 96H222V94H221ZM230 96V95H229ZM250 96V95H249ZM3 97V96H2ZM9 97V96H8ZM49 97V99H52V98H50ZM161 97H162V95H161ZM206 97H208V96H206ZM214 97V96H213ZM217 97H220L219 95L217 96ZM217 97H216V99H217ZM223 97V96H222ZM248 97V96H247ZM257 97V96H256ZM7 98V97H6ZM47 98V97H46ZM215 98V97H214ZM238 98V97H237ZM245 98H246V96H245ZM249 98V97H248ZM42 99V100H43ZM48 99V98H47ZM47 99H45L46 100V103H47V101L49 100H47ZM200 99V98H199ZM202 99H203V96H202ZM250 99V98H249ZM249 99H248V101H249ZM5 100V99H4ZM174 100V99H173ZM190 100H192V99H190ZM205 100V99H204ZM213 100L214 99H212V104H210V102H209V105L211 106H209V108H211V109H209V110H211L212 112H213V116H214V114L216 113V115H221V114H224V111L226 110H224V107H223V105L221 104V102H222V100H221V102H217V100L215 101L214 100V102H213ZM225 100V99H224ZM241 100V99H240ZM52 101V100H51ZM60 102V109L57 111V113H56V115H54L55 116V118L57 119V123H59V125L61 126V128H63L64 129V131L66 132V130H68V128L70 129V123L71 122H73L72 120L74 119H72L71 118V115H70V113L68 112L69 111V107H70V96H68V95H65L64 94V97L62 96V98H61V100H59ZM242 101V100H241ZM243 101H246L247 102V99L245 100H243ZM251 101V100H250ZM201 102V101H200ZM224 102V101H223ZM226 102V101H225ZM228 102V101H227ZM246 102H244V103H246ZM207 103V102H206ZM258 103V102H257ZM5 104V103H4ZM33 104V105H34ZM41 104H43V103H41ZM41 104L40 105H37V107L38 106H40L41 107ZM56 104V103H55ZM189 104V103H188ZM232 104V103H231ZM32 105V104H31ZM45 105V104H44ZM44 105H42L43 107H44ZM227 105V104H226ZM242 105H244V104H242ZM248 105V104H247ZM259 105V104H258ZM189 106V105H188ZM228 106V105H227ZM234 106V105H233ZM245 106V105H244ZM11 107V106H10ZM32 107V106H31ZM49 107H51V106H49ZM72 107H74V106H72ZM246 107V106H245ZM263 107H264V105H263ZM7 108L9 109V105L7 106ZM30 108V107H29ZM33 108V107H32ZM241 108H242V106H241ZM253 108V107H252ZM4 109H5V107H4ZM6 110L5 109V111L4 112H9V110ZM13 109V108H12ZM11 108H10V110H12ZM34 109H35V107H34ZM34 109H33V111H34ZM44 109V108H43ZM42 109V110H43ZM200 109V108H199ZM231 109V108H230ZM233 109V108H232ZM240 109V108H239ZM243 109V108H242ZM32 110V109H31ZM35 110H37V108L35 109ZM39 110V109H38ZM41 110V109H40ZM45 110V109H44ZM57 110V109H56ZM75 110H77V109H75ZM262 110H264V108L262 109ZM19 111V110H18ZM18 111H17V113H18ZM232 111V110H231ZM260 111H261V109H260ZM1 112V111H0ZM0 113V117H2V119H3V116H4V114L5 113ZM7 112V113H8ZM14 111H12V113H13ZM52 112V111H51ZM71 112V111H70ZM77 112V111H76ZM86 112V111H85ZM240 112V111H239ZM238 112V113H239ZM262 112V111H261ZM16 112H14V114H15ZM22 113V112H21ZM36 113V112H35ZM41 113V112H40ZM40 113H39V115H40ZM78 113V112H77ZM90 113V112H89ZM244 113V112H243ZM18 114H20V113H18ZM23 114V113H22ZM29 115V113H26V115ZM49 114V113H48ZM262 114H264V113H262ZM3 115V116H2ZM6 115V114H5ZM9 115H12V114H9ZM27 115V116H28ZM33 115H35L34 113L32 114V116ZM212 115V114H211ZM218 115V116H219ZM226 115V114H225ZM209 116V115H208ZM222 116V115H221ZM238 116H240V115H238ZM237 116V117H238ZM259 116V115H258ZM6 117H8V114L6 115ZM37 117V116H36ZM45 117V116H44ZM84 117V116H83ZM211 117V116H210ZM4 118H5V116H4ZM28 118V117H27ZM80 118V117H79ZM88 118V117H87ZM204 118V117H203ZM212 118V117H211ZM217 118V117H216ZM1 118H0V121L2 120ZM9 119H10V117H9ZM8 119V120H9ZM22 119H23V117H22ZM30 119V118H29ZM33 120H35V122L37 121L38 123V129H39V131L41 130V131H44L45 129H47L53 122L51 121V122H48L49 121V119H47V117H46V119H43V118H41L40 116H38V118H36V119H34V118H32ZM52 118H50V120H51ZM55 119V120H56ZM256 120H254V128L252 129V131L250 130V132L251 133H248V134H250V137H252V140L253 141H249V140H251V139H249L247 142H244L243 143V145L241 144V147L239 148V150H238V152L236 153V156H235V158L233 159V162H232V165H231V170H230V174L231 175H233V176H236V175H240V177L241 178H243V180H246V182H254V180H255V178H259L260 176V174H261V172H264V171H259V169L261 168V167H263L262 166V164H264V161H261L262 159H260V158H258V159H260V161H257L256 160V157H254V159L253 158H251L250 159V151H253V153H255L256 152V150L255 149H257L258 148V146L257 145H260L261 143H260V140H259V143L260 144H258L257 142H258V140H256V139H254L256 136H257V138H262L261 137V134L260 133H262V131L260 132V128L261 127H259V126H264V119L263 118H261V116H259V117H257L256 116V118H255ZM48 120V121H47ZM53 120H54V118H53ZM54 120V121H55ZM211 120H213V119H211ZM217 120V119H216ZM21 121V120H20ZM76 121H77V123H80V122H78L79 120H77L76 119ZM81 121V120H80ZM2 122V121H1ZM9 122V121H8ZM30 122V121H29ZM209 122V121H208ZM215 122V121H214ZM7 123V122H6ZM33 123V122H32ZM76 123V124H77ZM9 123H7V125H8ZM18 124V123H17ZM22 124H24V123H22ZM2 125V124H1ZM4 126H5V124H3ZM11 125V124H10ZM34 125V124H33ZM32 125V126H33ZM83 125V124H82ZM97 125V124H96ZM55 126H56V124H55ZM74 126H75V124H74ZM90 126V125H89ZM35 127V126H34ZM88 127V126H87ZM211 127V126H210ZM258 127H259V129H258ZM1 128V130H0V134L2 133V129H4V128H2V126L0 127ZM8 129V128H7ZM10 129H11V127H10ZM14 129V128H13ZM17 129V128H16ZM21 129V128H20ZM19 129V130H20ZM27 129V128H26ZM35 129V128H34ZM38 129H36V130H38ZM18 130V129H17ZM18 130V131H19ZM24 130V129H23ZM49 130V129H48ZM264 130V129H263ZM40 131V132H41ZM13 132V131H12ZM15 132V131H14ZM22 132V131H21ZM30 132V131H29ZM33 132V131H32ZM249 132V131H248ZM4 133V132H3ZM5 133H6V131H5ZM7 133H9L8 131H7ZM17 133H19V132H17ZM12 134V133H11ZM14 134V133H13ZM27 134V133H26ZM33 134V133H32ZM36 134V133H35ZM225 134V133H224ZM260 134V135H259ZM22 135V134H21ZM20 135V136H21ZM24 135H25V133H24ZM30 135V134H29ZM42 135L44 136L45 135V133L43 134L42 133ZM41 135V136H42ZM66 135V134H65ZM80 135V134H79ZM263 136H264V134H262ZM1 137H4V136H2V135H0ZM6 136V135H5ZM17 136H19V135H17ZM259 136V137H258ZM9 137V136H8ZM15 137V136H14ZM31 137V136H30ZM36 137V136H35ZM34 137V138H35ZM248 137V136H247ZM42 137H40V135H39V137L37 138L36 137V139H34V140H36V142H38V141H42L43 139H41ZM67 138V137H66ZM17 139H19V138H17ZM41 139V140H40ZM68 139V138H67ZM247 139V138H246ZM13 140H14V138H13ZM21 140V139H20ZM26 140V139H25ZM38 140V141H37ZM255 140H256V142H255ZM1 141V140H0ZM7 142H8V140H6ZM45 141V140H44ZM50 141V140H49ZM64 141V140H63ZM245 141V140H244ZM264 141V140H263ZM18 142H19V140H18ZM27 143H28V141H26ZM25 142V143H26ZM261 142H262V140H261ZM12 143V142H11ZM40 143V142H39ZM45 143V142H44ZM47 143V142H46ZM5 144V143H4ZM10 144V143H9ZM15 144V143H14ZM56 144V143H55ZM264 144V143H263ZM12 145V144H11ZM20 145V144H19ZM39 145V144H38ZM109 145V144H108ZM35 145H33V147H34ZM40 146V145H39ZM42 146H43V144H42ZM261 146L262 147H264L262 144H261ZM6 148H7V146H5ZM14 147H16V145L14 146ZM32 147V146H31ZM48 147V146H47ZM261 147V148H262ZM1 148V150H2V147H0ZM24 148H25V146H24ZM224 148V147H223ZM49 149V148H48ZM262 149H264V148H262ZM12 150V149H11ZM30 150V149H29ZM47 150V149H46ZM8 152V151H7ZM6 152V153H7ZM11 152V151H10ZM20 152H22V151H20ZM29 152V151H28ZM4 152H2V154H3ZM14 153H15V151H14ZM40 153V152H39ZM131 153V152H130ZM252 153V154H253ZM257 153H259V152H257ZM261 153V152H260ZM263 153V152H262ZM5 154V153H4ZM3 154V155H4ZM12 154V153H11ZM16 154V153H15ZM19 154H21V153H18V155ZM8 155V154H7ZM254 155H256V153L254 154ZM259 155V154H258ZM262 155H264V154H262ZM261 155V156H262ZM8 156H10V155H8ZM15 156H17V155H15ZM26 156V155H25ZM32 156V155H31ZM1 157V156H0ZM2 157H4V156H2ZM37 157V156H36ZM17 158V157H16ZM20 158V157H19ZM30 158V157H29ZM1 159V158H0ZM8 159V158H7ZM6 159V160H7ZM4 160V159H3ZM41 160V159H40ZM264 160V159H263ZM38 161V160H37ZM37 164V163H36ZM1 166V165H0ZM41 166V165H40ZM2 167V166H1ZM1 167H0V169H1ZM5 167V166H4ZM7 168V167H6ZM5 168V169H6ZM3 169V168H2ZM17 169L18 170H20L21 168H16V170H15V172L17 171ZM42 171V170H41ZM14 172V175H12V177H15V173ZM19 172V171H18ZM17 172V173H18ZM259 172H260V174H259ZM8 173V172H7ZM234 173V174H233ZM9 174V173H8ZM18 174H20V173H18ZM30 174V173H29ZM236 174V175H235ZM4 175H5V173H4ZM230 175V176H231ZM6 178H7V175L5 176ZM11 177V178H12ZM239 177V176H238ZM237 177V178H238ZM239 177V178H240ZM11 178L10 179H8L7 181H10L11 180ZM33 178V177H32ZM42 178V177H41ZM229 178V177H228ZM262 178V177H261ZM3 179V178H2ZM15 179H16V177H15ZM14 179V180H15ZM230 179V178H229ZM263 179V178H262ZM35 180V179H34ZM224 180V179H223ZM12 181V180H11ZM16 181V180H15ZM256 182H257V180H256ZM12 183V182H11ZM14 183V182H13ZM16 183V182H15ZM62 183V182H61ZM67 183H68V181H67ZM245 183V182H244ZM7 184V183H6ZM6 184H5V186H6ZM9 184V183H8ZM31 184V183H30ZM241 184V183H240ZM249 184L250 183H245V185H248L249 186ZM252 184H254V183H252ZM251 184V185H252ZM13 185V184H12ZM18 185V184H17ZM23 186V185H22ZM44 186V185H43ZM68 186V185H67ZM243 186V185H242ZM13 187V186H12ZM247 187V186H246ZM250 187H252V186H250ZM4 188V187H3ZM235 188V187H234ZM242 188V187H241ZM240 188V189H241ZM244 188V187H243ZM7 189V188H6ZM50 189V188H49ZM246 189V188H245ZM1 190H3V189H1ZM9 190H10V188H9ZM235 190V189H234ZM250 189H248L247 191H249ZM8 191V190H7ZM243 191V190H242ZM1 192V191H0ZM15 192V191H14ZM45 192V191H44ZM47 193V192H46ZM247 194L248 195V193L247 192H244L243 194ZM250 193V192H249ZM26 194V193H25ZM44 194V193H43ZM241 194V197L243 196V194L242 193H240ZM0 195H1V193H0ZM2 196H4V195H2ZM1 197V196H0ZM240 197V196H239ZM244 197V199L246 198V195H244L243 196ZM12 198V197H11ZM101 198V197H100ZM242 199V198H241ZM253 200V199H252ZM245 202V204H246V202L247 201H244ZM138 204V203H137ZM247 206V205H246ZM220 207V206H219ZM70 217V216H69ZM40 219V218H39ZM190 220V219H189ZM223 220V219H222ZM251 222V221H250ZM256 222V221H255ZM221 223V222H220ZM251 224V223H250ZM9 229V228H8ZM191 234V233H190ZM71 237V236H70ZM187 241V240H186ZM72 242V241H71ZM190 242V241H189ZM72 244V243H71ZM219 245V244H218ZM49 247V246H48ZM188 247V246H187ZM214 247V246H213ZM218 249V248H217ZM5 250V249H4ZM72 250V249H71ZM235 252V251H234ZM193 253V252H192ZM5 254V253H4ZM203 254V253H202ZM199 255H201V254H199ZM210 255V254H209ZM3 256V255H2ZM70 257V256H69ZM200 257V256H199ZM199 259V258H198ZM217 259V258H216ZM220 260H222V259H220ZM241 261V260H240ZM205 262V261H204ZM216 262H217V260H216ZM222 262V261H221ZM243 262V261H242ZM1 263V262H0ZM3 263V262H2ZM247 263V262H246ZM257 264H258V262H256ZM4 264V263H3ZM66 264V263H65ZM191 264V263H190ZM193 264H194V262H193ZM214 264V263H213ZM237 264V263H236ZM242 264V263H241Z\"/></svg>",
	"mask_w": 264,
	"mask_h": 264
}]
</instances>
